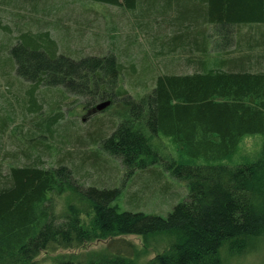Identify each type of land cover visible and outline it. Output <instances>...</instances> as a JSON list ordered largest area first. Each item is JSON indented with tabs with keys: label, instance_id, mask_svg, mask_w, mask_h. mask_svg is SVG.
Returning a JSON list of instances; mask_svg holds the SVG:
<instances>
[{
	"label": "trees",
	"instance_id": "16d2710c",
	"mask_svg": "<svg viewBox=\"0 0 264 264\" xmlns=\"http://www.w3.org/2000/svg\"><path fill=\"white\" fill-rule=\"evenodd\" d=\"M13 1L16 12L0 19L1 77L9 76L13 63L17 78L30 83L22 101L37 120L19 135L21 140L12 138L19 149L11 158L15 161L14 155L21 153L26 162L0 173V264H40L36 259L42 252L79 249L100 240H109L103 253L69 256L54 264H137L139 253L122 239L126 236L141 238L145 247H163L149 264H225L222 249L231 257L254 251L264 240V0H84L132 17L127 23L130 44L137 31L151 51L178 57L188 71L158 75L138 98L122 87L124 68L113 53L79 60L57 55L47 24L36 16L40 0ZM28 17L32 23L26 22ZM85 17L88 26L94 23ZM57 26L68 37L69 24ZM10 88L9 93L18 92L20 86L14 82ZM56 88L86 98L85 106L93 101L122 105L108 135L101 136L102 120L99 127L92 122L93 132L98 128L99 133H90V141L129 173H159L154 167L164 148L156 140L168 139L173 157L163 168L187 185V200L165 218L118 212L111 206L118 189L86 186L91 178L81 180L74 171L90 160L99 176L107 162L100 152L97 159L80 144L71 148L70 140L59 151L67 159L59 157L58 166L37 164L40 158L32 159L31 151L49 154L44 141L63 119L59 112L42 115V96ZM10 122L0 115V139ZM35 132L40 142L29 141ZM255 135L263 136V142L254 160L231 164L242 139ZM155 178L143 185L162 179ZM61 197L63 207L56 214L52 201Z\"/></svg>",
	"mask_w": 264,
	"mask_h": 264
},
{
	"label": "rangeland",
	"instance_id": "374dc122",
	"mask_svg": "<svg viewBox=\"0 0 264 264\" xmlns=\"http://www.w3.org/2000/svg\"><path fill=\"white\" fill-rule=\"evenodd\" d=\"M13 2V0H0V19L11 17V15L16 12V5ZM37 6L38 9L36 11H39L36 13V16L47 24L50 30L49 38H53L57 46V55L62 54V56H66L70 59L79 60L89 56H104L107 53H113L116 58H119V62L124 68L122 87L132 98L145 95L153 87L154 80L158 75L165 74L167 71L172 73L188 72L185 66L179 65L178 61L180 60L178 57L160 56L157 50L151 51L149 44H144L143 40L145 37L143 35L140 36L141 34H138L137 31H134V39H131L133 42L130 44V26L127 23L133 22V18L130 16L125 18L120 9L105 7V5L84 0H40ZM26 10L27 9H25V11ZM87 15L94 20L92 25L88 26L86 22H83ZM26 22L32 23L29 17ZM58 23L69 24L71 32L68 37L60 33L62 29H57ZM113 28L116 29L115 32H113ZM116 35L119 37L118 39L120 41H114L116 40L114 38ZM27 38L28 37L24 39ZM30 38L33 39V37ZM13 43L14 42H12V44ZM139 44H142L140 45L142 49L139 47ZM234 45L235 44L232 43L230 47L234 48ZM9 46L11 45H7V48ZM7 48L4 52L6 57L8 55V52H6ZM124 49H128L127 54L124 52ZM166 60L170 63L169 65H167ZM172 61L174 62L171 63ZM149 65H151V71H147L149 70ZM1 76L0 72V87L3 88V92L0 90V107L3 105L5 111H0V115H6L7 118L9 117L11 120V122L8 123L9 127L6 134L2 135L3 138L0 139V173L3 174L11 166H19L26 162L21 153L19 155H14L15 161L11 158L12 151L19 149L16 148V146H18L17 142H13L12 138L21 140L22 136L19 137V135L26 132V130L31 127V123L37 120V117L34 113H26L25 108L28 107V104L23 103V94L21 93H24L23 91L27 86H30V83L17 78L14 64L11 63L10 74L7 78L2 79ZM50 80H55V78H51ZM14 82H16L17 86H20L18 89L19 93L15 91L9 93L12 91L10 87L13 86ZM17 83H19V85ZM7 88H9V90H7ZM57 90L62 92V94H56L58 93ZM8 101L10 102L9 106H7ZM42 101L43 117L49 115V113L59 112L63 114V119L55 126V132L53 131L50 138L44 141V145L49 146V154H41L40 157L38 151H31L32 159L40 158V161H36L37 164H41L45 168L58 166L59 157L67 159V155H65L66 152H62V155L59 156V151L64 149V147H66L65 142L70 140L71 148L74 145L77 146L80 144L79 148H82L83 151H87L88 154L96 156L97 159L100 157L98 152L101 153V158L107 162L106 171L102 172L101 175L96 176L100 173H96L99 171H96L95 165L91 163L90 160L84 161L81 166H76L74 171L76 176L81 180H89L91 178V181L85 183L86 186L90 185L89 187L92 186L100 190L118 189L119 193L111 203V206L116 208L118 212L142 213L165 218L175 205L187 200V185L171 177L163 168L164 163H167L166 160L173 157V153H170L171 149L168 147V139L162 138V140H156L159 141L161 147L164 148L160 150V164L154 167L159 173L142 175L139 171L129 173L122 167L118 159L107 156V154L99 149L98 145L92 144L90 141V133L96 136L99 133L98 128L93 132L95 127L92 125V122H96V127H99V121L102 120L104 125L101 126V136L108 135L113 130L118 120L115 113L121 110V104H117L116 102L112 106L110 104L104 111L94 113L92 111L96 105L101 103L100 101H93V103H89V106H85V104L88 103L86 98H78L76 95L69 94L61 88L54 89L53 94L43 95ZM24 105L26 107H24ZM7 109L9 115L7 114ZM62 125H66L67 128L57 131L56 129L62 127ZM14 129L17 131L15 135L9 136L7 133H12ZM32 132H34V129L30 131V133ZM29 136V141L40 142L38 139L40 134L38 132ZM22 142L25 147L29 148L30 144L28 142L25 140ZM262 142L263 136L261 135L243 138L231 164L240 165L253 161L261 148ZM20 146L23 147L22 144H20ZM5 153L7 155H4ZM16 160H19V162ZM223 163L230 164L227 161ZM67 167L70 166L67 164ZM148 171L149 170H146L147 173ZM158 176H161L162 179L156 184L143 185V183L150 180L152 181ZM138 181L142 184H138ZM136 191L139 192L140 196ZM63 201V197L53 199V211L56 214H58L61 207H63ZM122 239L135 245V249L139 253L137 264H149L163 248L153 245L145 247L142 239L136 236H126L122 237ZM108 244L109 240H100L85 243L79 249L58 250L54 253L42 252L37 257L36 261L40 262V264H54L56 260L69 256L79 258L80 256L103 253L108 247ZM221 258L225 264H264V240L260 242L254 251L240 257H231L222 249Z\"/></svg>",
	"mask_w": 264,
	"mask_h": 264
},
{
	"label": "water",
	"instance_id": "95a60500",
	"mask_svg": "<svg viewBox=\"0 0 264 264\" xmlns=\"http://www.w3.org/2000/svg\"><path fill=\"white\" fill-rule=\"evenodd\" d=\"M110 101H104V102H101V103H99L98 105H96L95 107H94V109H93V111L92 112H94V113H100V112H102V111H104L105 109H107L109 106H110Z\"/></svg>",
	"mask_w": 264,
	"mask_h": 264
}]
</instances>
